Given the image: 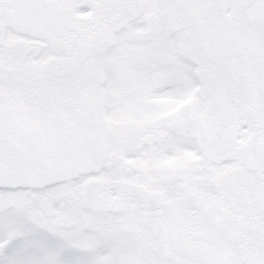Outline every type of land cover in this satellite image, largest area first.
Segmentation results:
<instances>
[{
  "label": "snow or ice",
  "instance_id": "obj_1",
  "mask_svg": "<svg viewBox=\"0 0 264 264\" xmlns=\"http://www.w3.org/2000/svg\"><path fill=\"white\" fill-rule=\"evenodd\" d=\"M0 264H264V0H0Z\"/></svg>",
  "mask_w": 264,
  "mask_h": 264
}]
</instances>
